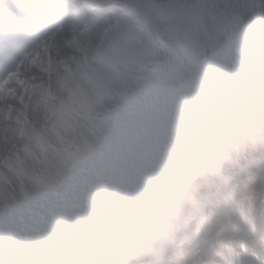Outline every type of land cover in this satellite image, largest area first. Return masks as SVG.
<instances>
[{
  "label": "snow or ice",
  "instance_id": "1",
  "mask_svg": "<svg viewBox=\"0 0 264 264\" xmlns=\"http://www.w3.org/2000/svg\"><path fill=\"white\" fill-rule=\"evenodd\" d=\"M0 264H264V0H0Z\"/></svg>",
  "mask_w": 264,
  "mask_h": 264
}]
</instances>
